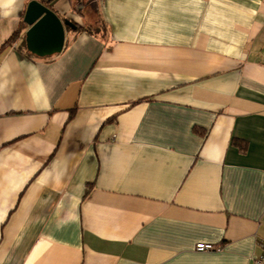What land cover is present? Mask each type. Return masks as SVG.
<instances>
[{"label": "crops", "instance_id": "1", "mask_svg": "<svg viewBox=\"0 0 264 264\" xmlns=\"http://www.w3.org/2000/svg\"><path fill=\"white\" fill-rule=\"evenodd\" d=\"M30 1L0 0V264H251L264 0H35L107 32L44 59Z\"/></svg>", "mask_w": 264, "mask_h": 264}, {"label": "water", "instance_id": "2", "mask_svg": "<svg viewBox=\"0 0 264 264\" xmlns=\"http://www.w3.org/2000/svg\"><path fill=\"white\" fill-rule=\"evenodd\" d=\"M95 6V0H91ZM23 23L27 27L24 34L26 51L40 59L60 54L65 44L67 29L76 30L68 20H61L52 10L38 1L27 4Z\"/></svg>", "mask_w": 264, "mask_h": 264}, {"label": "trees", "instance_id": "3", "mask_svg": "<svg viewBox=\"0 0 264 264\" xmlns=\"http://www.w3.org/2000/svg\"><path fill=\"white\" fill-rule=\"evenodd\" d=\"M87 2H88L87 4L90 5V0H87ZM74 25L76 26L75 32L80 31V30H86L87 32H89L90 34H93L94 36L98 37L101 40H104L107 36L106 27L104 26V24L102 23L101 20H97V22L93 25H85L83 27L78 26L77 24H74ZM95 25H96V27L94 28ZM18 34H19V32H17V31L14 32L12 34V36L6 41L5 45H9L12 42H14L19 37ZM22 39H24V37H22ZM23 41H22V45L24 46L25 42H23ZM25 50H26V48H25ZM27 55L30 57H35V56L29 54L28 52H27Z\"/></svg>", "mask_w": 264, "mask_h": 264}, {"label": "built area", "instance_id": "4", "mask_svg": "<svg viewBox=\"0 0 264 264\" xmlns=\"http://www.w3.org/2000/svg\"><path fill=\"white\" fill-rule=\"evenodd\" d=\"M263 65H264V59H263ZM213 249L214 247L209 244H198L195 247L196 252H204ZM251 264H264V242L261 244V253L252 260Z\"/></svg>", "mask_w": 264, "mask_h": 264}, {"label": "rangeland", "instance_id": "5", "mask_svg": "<svg viewBox=\"0 0 264 264\" xmlns=\"http://www.w3.org/2000/svg\"><path fill=\"white\" fill-rule=\"evenodd\" d=\"M96 22H97V21H96ZM96 22H95V23H96ZM95 23H94V24H95ZM96 25H97V24H96ZM96 25L94 26V28L96 27Z\"/></svg>", "mask_w": 264, "mask_h": 264}]
</instances>
